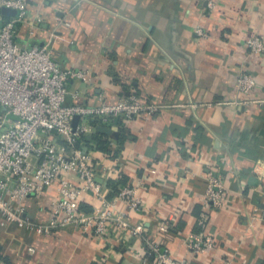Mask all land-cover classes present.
<instances>
[{
  "label": "crops",
  "instance_id": "0c3cea01",
  "mask_svg": "<svg viewBox=\"0 0 264 264\" xmlns=\"http://www.w3.org/2000/svg\"><path fill=\"white\" fill-rule=\"evenodd\" d=\"M26 1L29 20L18 24L17 41L48 45L65 68L89 71L87 82H69L68 103H114L137 92L163 105L84 136L106 185L122 179L137 189L141 206L118 200L117 210L189 264H264V54L246 45L264 35V0ZM9 17L0 9V26ZM243 71L257 82L248 96L237 89ZM250 98L262 102L242 103ZM211 171L226 187L220 208L203 204ZM55 196L24 203L47 220ZM81 204L93 210L98 201L85 191ZM198 233L211 234L216 248L192 253L189 238ZM142 245L129 234L101 237L69 225L42 235L0 222V264H140Z\"/></svg>",
  "mask_w": 264,
  "mask_h": 264
},
{
  "label": "built area",
  "instance_id": "2783aa9c",
  "mask_svg": "<svg viewBox=\"0 0 264 264\" xmlns=\"http://www.w3.org/2000/svg\"><path fill=\"white\" fill-rule=\"evenodd\" d=\"M3 7L15 8L18 14L0 26V222L42 235L69 225L101 237L134 235L143 243L140 264H189L185 258L173 257L163 242L149 237L143 224H133L126 211L117 210L118 200L126 201L131 208L141 206L137 189L123 185L110 199L104 182L109 176L100 174L98 164L83 145L84 136L94 127L126 122L141 114L151 116L163 105L144 101L137 92L121 96L114 103H68L69 82H87L89 71L65 68L48 45L17 41L18 24L29 20L26 0H0V9ZM196 32L206 36L201 27ZM246 45L253 53L264 54V35L249 37ZM256 84L249 71L238 76L237 89L242 94L251 95ZM258 101L262 102L250 98L242 103ZM92 120L101 122L94 125ZM256 173L262 174L260 164ZM207 181L203 204L222 207L224 182L212 171ZM45 191H53L56 196L50 205L51 216L39 220L24 202ZM85 191L98 201L89 212L80 208ZM188 246L192 253L210 252L216 248V240L211 234L198 233L189 238Z\"/></svg>",
  "mask_w": 264,
  "mask_h": 264
},
{
  "label": "trees",
  "instance_id": "16d2710c",
  "mask_svg": "<svg viewBox=\"0 0 264 264\" xmlns=\"http://www.w3.org/2000/svg\"><path fill=\"white\" fill-rule=\"evenodd\" d=\"M91 122L94 125H99L101 121L100 120H92ZM97 139L99 141V148L103 151H107L109 149L108 148V141L105 140L102 136H99ZM123 179H124V177H123ZM121 184L124 185V181L122 179H119V180L109 179L108 180L107 186L111 189V193L108 196L110 199L116 195L119 188L121 187V186L119 187V185H121ZM80 208L83 211H87V212L92 211V209L88 208L86 205L80 204Z\"/></svg>",
  "mask_w": 264,
  "mask_h": 264
},
{
  "label": "water",
  "instance_id": "95a60500",
  "mask_svg": "<svg viewBox=\"0 0 264 264\" xmlns=\"http://www.w3.org/2000/svg\"><path fill=\"white\" fill-rule=\"evenodd\" d=\"M2 11H3V13L7 14L8 16H16L18 14V10L15 8L3 7ZM97 129L101 132H104V133H111L112 132V130L106 126H99Z\"/></svg>",
  "mask_w": 264,
  "mask_h": 264
}]
</instances>
